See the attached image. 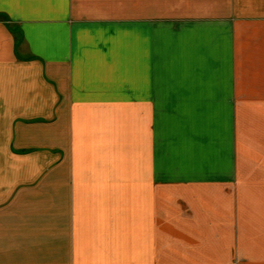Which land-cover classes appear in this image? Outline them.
<instances>
[{"label":"crops","instance_id":"1","mask_svg":"<svg viewBox=\"0 0 264 264\" xmlns=\"http://www.w3.org/2000/svg\"><path fill=\"white\" fill-rule=\"evenodd\" d=\"M135 1L0 0V264H130L131 196L136 264H264V0Z\"/></svg>","mask_w":264,"mask_h":264},{"label":"rangeland","instance_id":"2","mask_svg":"<svg viewBox=\"0 0 264 264\" xmlns=\"http://www.w3.org/2000/svg\"><path fill=\"white\" fill-rule=\"evenodd\" d=\"M135 1V0H134ZM136 5V1H135ZM116 199V197H115ZM116 202V200H115ZM137 205V197H130V212L128 217H125L128 219V228L125 229L126 234L130 236V247H129V260L130 264H136V255H137V243H136V231H137V223H138V218H137V211H136V206ZM113 224H114V231L115 235L119 234L121 231V213L120 212H114L113 214ZM127 220H124V225H126Z\"/></svg>","mask_w":264,"mask_h":264}]
</instances>
